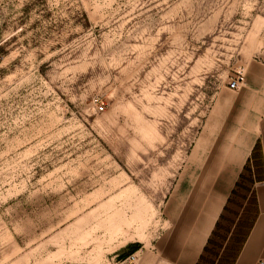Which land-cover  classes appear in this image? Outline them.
<instances>
[{
	"label": "rangeland",
	"instance_id": "374dc122",
	"mask_svg": "<svg viewBox=\"0 0 264 264\" xmlns=\"http://www.w3.org/2000/svg\"><path fill=\"white\" fill-rule=\"evenodd\" d=\"M253 62L264 0H0V264H120Z\"/></svg>",
	"mask_w": 264,
	"mask_h": 264
},
{
	"label": "crops",
	"instance_id": "0c3cea01",
	"mask_svg": "<svg viewBox=\"0 0 264 264\" xmlns=\"http://www.w3.org/2000/svg\"><path fill=\"white\" fill-rule=\"evenodd\" d=\"M243 76L236 90L227 84L216 94L166 193L156 234L120 248L135 246L136 264L264 263V63H250Z\"/></svg>",
	"mask_w": 264,
	"mask_h": 264
},
{
	"label": "built area",
	"instance_id": "2783aa9c",
	"mask_svg": "<svg viewBox=\"0 0 264 264\" xmlns=\"http://www.w3.org/2000/svg\"><path fill=\"white\" fill-rule=\"evenodd\" d=\"M243 82H244V76L242 73L238 72L235 78L229 81L228 88L231 90H236L237 87ZM95 103H96V108L99 111H102L103 110L102 103H100L99 101H95ZM138 259L139 258H138L137 252H133L127 255L124 259H122L121 264H136ZM261 264H264V263L261 262Z\"/></svg>",
	"mask_w": 264,
	"mask_h": 264
},
{
	"label": "trees",
	"instance_id": "16d2710c",
	"mask_svg": "<svg viewBox=\"0 0 264 264\" xmlns=\"http://www.w3.org/2000/svg\"><path fill=\"white\" fill-rule=\"evenodd\" d=\"M135 249H136L135 246L130 247V248L128 249V251H127L126 253L123 254V256H124V255L126 256V255H129L130 253H133V251H134ZM125 256H124V257H125Z\"/></svg>",
	"mask_w": 264,
	"mask_h": 264
}]
</instances>
